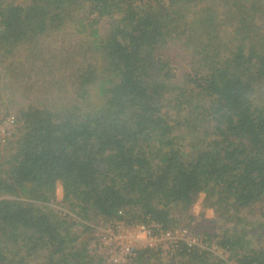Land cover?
I'll list each match as a JSON object with an SVG mask.
<instances>
[{
  "label": "trees",
  "instance_id": "1",
  "mask_svg": "<svg viewBox=\"0 0 264 264\" xmlns=\"http://www.w3.org/2000/svg\"><path fill=\"white\" fill-rule=\"evenodd\" d=\"M8 117L0 264H264V0H0ZM93 216L207 246L115 261Z\"/></svg>",
  "mask_w": 264,
  "mask_h": 264
},
{
  "label": "rangeland",
  "instance_id": "2",
  "mask_svg": "<svg viewBox=\"0 0 264 264\" xmlns=\"http://www.w3.org/2000/svg\"><path fill=\"white\" fill-rule=\"evenodd\" d=\"M14 128H15V125L13 121L11 120V117H8L4 121L0 122V142H2L4 138L5 139L11 138L12 135L14 134ZM204 198H205V195L200 194L199 198L197 199V201L195 202V204L193 205L191 209L192 213H194L195 215H199V213L203 210L205 214V218H212L215 214L213 208L206 207L205 209H203L202 205L204 202ZM62 199H63V189H62L61 184L58 183L56 187L55 199L53 201V204L59 208H64L67 210L65 206L61 205ZM91 220H92L91 222H87V223L92 225L93 227L92 231L85 230L86 233L83 237L85 238L86 236H88L89 238H93L90 240L92 241V243H94L96 240L99 241V237H101L104 232L106 233L109 230H116L118 241L113 245L114 247H112L110 251L114 252L113 256L116 257L117 259L123 258V255H124L123 249H125V247H127L128 245H132L135 247V246H144L148 244L155 245L159 243H164V245L166 246V249L168 250V253L164 255V258L172 256L173 253L175 252L176 247L173 246V244L171 243L172 242L171 240L166 239L165 237L163 238V236L161 235H158V236L152 235L149 233V231L147 232L141 231L135 225H125L124 226L123 223L121 222L122 226H117V228H114L111 226L112 224H110V222L104 223L103 219L99 216H93ZM117 223H119V221L118 222L114 221V224H117ZM183 229H186V228H183V226H179V228H177L175 231L182 232ZM187 231H188V234H186V238L188 240H192L194 238L197 240L196 236L194 237L191 234V232L189 231V228L187 229ZM200 243L203 246H207V244L204 242H200ZM214 247H215L214 242H212L209 248L212 249Z\"/></svg>",
  "mask_w": 264,
  "mask_h": 264
},
{
  "label": "built area",
  "instance_id": "3",
  "mask_svg": "<svg viewBox=\"0 0 264 264\" xmlns=\"http://www.w3.org/2000/svg\"><path fill=\"white\" fill-rule=\"evenodd\" d=\"M11 120L13 121L12 117H11ZM115 222H118V221H115ZM121 222L122 221H119V223L114 224V221H113V222H110V224H112L111 225L112 227L117 228V226H122ZM123 225L125 226L124 223H123ZM135 226L141 231H146V232L149 231V233L152 234V235H155V236L156 235L157 236L161 235V236H163V238L165 237L166 239L171 240L172 241L171 243H173L174 247H177L175 244H178L177 243L178 240H183L185 243H187L189 245L202 246L201 243H200L201 242L200 239H198L197 237H196L197 240L195 238L192 239V240H188L186 238V234H188L187 229H183L182 232L174 230L173 232L172 231H167V232L162 231L161 233H159V232H154L155 228H160V225H158V224H149V225L139 224V225H135ZM99 241H100L101 245H103L104 247H108V250H109V252L111 254V258H113L115 261L122 260L125 257L124 255L128 254L131 251V249H133V248L144 247V246L153 247V246H157V245L165 246L164 243H159V244H155V245L148 244V245H144V246H135V247L132 246V245H128L127 247H125V249H123V252H124L123 258L117 259L116 257L113 256L114 252L110 251V249L112 247H114L113 245L118 241V237L116 235V230H109L106 233L104 232L102 234V236L99 237ZM116 246H118V245H116ZM215 252L218 253V254L222 253L220 250L219 251H215ZM230 264H236V263H230Z\"/></svg>",
  "mask_w": 264,
  "mask_h": 264
}]
</instances>
